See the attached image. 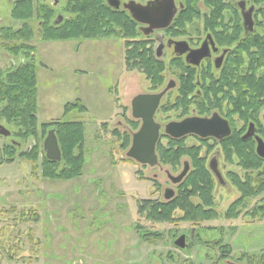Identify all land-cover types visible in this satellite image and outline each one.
Listing matches in <instances>:
<instances>
[{"label":"rangeland","instance_id":"1","mask_svg":"<svg viewBox=\"0 0 264 264\" xmlns=\"http://www.w3.org/2000/svg\"><path fill=\"white\" fill-rule=\"evenodd\" d=\"M10 4L11 0H0V28L16 26L10 18ZM31 24L39 29L36 22ZM36 37L37 34L31 43L35 46L37 66L38 150L43 149L42 124L81 121L84 162L81 175L76 178L47 179L41 175V152L33 163L17 155L12 163L2 160L3 145L20 142L16 149L19 153L31 149L35 144L32 138L21 141L11 135L0 136V264H216L219 254H211L209 250H205L209 255L198 249L184 253L170 242L149 245L140 241L139 233L144 228L148 232H165L166 239L175 231V224L151 223L144 215H137V206L144 199L163 200L164 188L175 187L167 178V171L178 174L172 169L187 154L176 153L179 160L174 165L158 155L159 164L152 167L141 166L126 156L128 148L123 149L121 143L122 134L131 127L130 99L149 88L144 74L127 70L122 41L115 38L43 41ZM11 60L10 55L2 52L4 68ZM159 68L158 72L163 71V64ZM77 102L86 111L75 108L64 114L67 103ZM0 124L14 130L2 120ZM165 144L162 142L160 149L173 148ZM204 150H198V156L207 159L211 154ZM225 162L221 159V164ZM225 164L226 169L241 173L235 164ZM33 165L38 168L34 172ZM223 178L229 184L225 174ZM221 194L224 195L217 199L227 204L239 193L229 184ZM257 199L248 200L249 206L256 204ZM21 210L30 216L36 212L37 216L21 217ZM177 225V232H188L191 226ZM261 229L257 226L237 236L235 241L245 243L247 256L263 253ZM239 253L234 247L230 260L237 261ZM218 261L221 264V258Z\"/></svg>","mask_w":264,"mask_h":264},{"label":"trees","instance_id":"2","mask_svg":"<svg viewBox=\"0 0 264 264\" xmlns=\"http://www.w3.org/2000/svg\"><path fill=\"white\" fill-rule=\"evenodd\" d=\"M249 2L255 7V27L247 38L242 37L239 40L235 38L234 42L229 44L230 51L223 67L224 85L220 93L214 92L213 98L220 103L217 112L233 121L234 126L237 123L245 126L249 121H253L258 124V132L264 138V115H261L264 110V0H249ZM209 5L217 7L219 22L227 20L226 17L222 18L223 11L228 12L230 16L232 14L230 10L234 9L232 5L227 8L222 3ZM10 6V18L16 26L0 28V120L14 128L10 130L11 136L21 141L32 138L35 144L31 149L19 153L16 149L20 142L5 144L2 147L4 155L2 160L12 163L17 155L33 163L41 152L40 170L43 177L62 181L76 178L81 175L84 162V124L81 121H52L41 125L43 139L49 129L55 130L61 151L60 161H50L45 157L43 149L38 150L37 66L35 46L31 43L35 34L38 35L37 39L43 41L124 38L126 39L124 63L127 70H136L146 78H153V81L157 78L154 75L160 69L159 63L150 58V50L146 46H141L134 40L130 41L129 38L134 39V34L131 32L134 28H130L131 23L134 22L124 13L115 12L107 7L105 0H64L59 11L40 0H11ZM57 12L62 13L64 19L60 24L55 25ZM31 22H36L39 29H35ZM2 52L12 58L7 68L1 65ZM75 108L80 112L86 111V108L78 102L67 103L64 106V114ZM243 143L250 144L249 149L243 146L236 157L231 155L229 146L225 148V161L229 164L236 163L241 169L240 174L235 172L226 176L239 193L236 203L258 198L257 203L251 207V213L263 220L264 160L256 154L253 140ZM129 144V141L124 139L121 146L126 149ZM246 149L249 153H245ZM157 151L160 158L166 162H173V165L178 163L179 155H176V150L173 148L168 150L158 148ZM202 168L203 172L198 174L192 172L186 177L182 191L191 194L199 189L204 195L208 194V198H212L209 192L211 184L215 181L204 165ZM36 169L37 166L33 165V172ZM198 184L203 186L197 187ZM189 194L176 197L165 204L140 201L137 207L138 214L144 215L148 222L162 223L171 216L176 205H182L183 209L187 207V202L179 200L181 198L187 200ZM2 212L6 213V211ZM19 214L21 217L37 216L36 212L30 216L24 214L23 210ZM137 229L139 231L140 228L137 226ZM142 231L148 230L144 228ZM159 235L156 233L152 236L147 235L149 237L146 240L155 243L157 241L155 237ZM248 258L247 264H264V251Z\"/></svg>","mask_w":264,"mask_h":264},{"label":"flooded vegetation","instance_id":"3","mask_svg":"<svg viewBox=\"0 0 264 264\" xmlns=\"http://www.w3.org/2000/svg\"><path fill=\"white\" fill-rule=\"evenodd\" d=\"M40 1L52 5L58 11L62 8L60 7V3L64 2V0ZM55 1H57L56 5H54ZM239 1H244L245 10L253 6L249 0H111L113 4L118 5V8H114L108 4V0H105L107 7L115 12L124 13L134 22L131 23L130 27L134 28L133 31L130 30L134 34V39L129 38L130 41L134 40L139 42L141 46H146L150 50V58L159 64H163L164 67L163 71H157L154 75V77H157V80H154L155 83L153 78H146L144 76L149 89L137 93L130 99L131 127H129L128 133L122 134V140L125 139L131 144L133 134L142 125V118L132 116L131 108L134 98L138 95H151L163 92L153 115L154 122L160 125L155 146L157 157V149L160 148L162 142H165L176 150L175 153L179 154L180 151H184L187 154V158L180 160L172 169V172L177 173L179 171L180 173L184 166L187 165L189 167L187 174L191 171L198 174L204 171L202 168L204 165L216 179V183L211 184V191L209 192L212 199H208V194L205 196L199 189H196L191 194L182 191L183 184H173L168 176L173 174L167 171V178L175 187L164 188L162 193L163 200H158V202L157 200H144L165 204L176 197L189 194L187 200H183L184 198L179 200L187 202V207L183 209L182 205H176L171 216L162 223L175 224L173 227L176 228H178L177 224L179 223H190L191 226L188 232H177L176 228H174L175 231L171 234L169 233L167 239L165 232H156V234L160 235L155 238H157L158 243H162L163 245L170 242L174 248L184 253H190L195 249H198V252L203 251L206 255L217 253L219 257L216 264H219L218 260L220 258L221 264H247L248 251L245 243L240 244V242L235 241L237 240V236L243 231L250 232L252 228H257V226L263 228L261 230L263 231L262 235H264V224H261L263 221L257 215L251 213L252 206H249L248 201H238L236 203L237 198H235L229 203L223 204L220 198L217 199V196L224 195L221 193L227 191L229 184L237 191L233 184L230 182L228 184L223 178L224 174L231 175L235 173L226 169V162L221 164V159L224 160L225 148L229 146L231 155L236 157L243 146L249 149L250 144L244 145L243 142L246 143L253 140L255 142L254 147H256L255 135L264 141L263 136L258 132L259 126L257 123L249 121L245 126H234L233 121L217 112L220 103L213 98L214 92L220 93L224 85L223 67L230 51L229 44H232L235 38L238 40L242 37L247 38L253 31H250L243 23L241 10L236 4ZM148 3H157L161 8H167L170 4L173 5L172 10L174 13L171 22L165 25L161 21L162 19L155 22L156 16L149 17L150 23H143L134 19L130 7H134L135 5L145 6ZM211 3H222L227 8H230V5H232L234 9H229L232 13L230 16L228 12L223 11L222 18L226 17L227 20L219 22L217 7H211L209 5ZM254 14L255 7L252 14L253 20ZM58 15H62V21L64 19L63 14L57 12L54 19L55 25L62 22L55 23L58 20ZM254 27L255 21L253 29ZM115 39L122 41L123 49L125 50L124 42L126 39L121 37ZM204 44L207 45L205 52L208 55L197 61V63L190 62L189 55L193 51L200 49ZM160 83L163 84L162 88L157 89L160 87ZM213 113H217L228 122L231 130L230 135L219 139L214 136L202 137L194 133L175 136L165 132V127L169 123L181 122L190 118H209ZM250 123H253L255 133L253 136L243 138ZM189 142L193 143L189 144ZM202 149H205V152H210L211 155L207 159L204 156H198L199 151L201 152ZM247 149L245 153L248 152ZM202 159L204 160L202 161ZM211 161H214L216 164V169L222 176L221 181H218L214 172L210 169ZM157 164H159V157ZM140 165L147 167V165ZM196 186L200 187L203 185L198 184ZM168 189H171L173 192V196L170 199L165 198V194H168ZM230 192L231 190L228 191V196L231 195ZM206 222H211V225L205 226ZM139 234L141 242L153 245V242H148L146 239L152 236L154 232L142 231ZM182 235L184 236V241L181 242L183 247L176 244V241ZM248 240L250 239L248 238ZM234 247H237L240 251L239 256L236 258L237 261L230 260ZM205 250H209V253H205Z\"/></svg>","mask_w":264,"mask_h":264},{"label":"water","instance_id":"4","mask_svg":"<svg viewBox=\"0 0 264 264\" xmlns=\"http://www.w3.org/2000/svg\"><path fill=\"white\" fill-rule=\"evenodd\" d=\"M46 1V0H42ZM58 1V0H57ZM57 1L54 2V5L57 4ZM108 4L114 8H118L117 4H113L111 0H108ZM241 10L243 23L250 31L253 30L254 20L252 17L254 7L251 6L249 9L245 10L244 1H239L236 3ZM173 5L169 7L161 8L157 3H148L145 6L135 5L130 7L131 14L134 19L143 23H150L151 20L149 17L156 16L155 22H158L159 19L165 24L171 22L173 17ZM62 15H58V20L55 21L56 24L62 21ZM164 18V19H163ZM207 45L204 44L197 51H193L190 56V62L197 63L202 58L208 55L205 50ZM221 60V58H220ZM163 92L157 94H143L138 95L134 98L132 102V116L135 118H142V125L140 129L133 134L132 142L130 147L126 152V156L135 160L136 162L147 165L155 166L158 163V157L155 152V146L159 135L160 125L155 123L153 120L154 112L158 106ZM165 132L175 135L182 136L185 134H198L202 137L214 136L216 138H223L230 135L231 130L228 122L221 118L217 113H213L209 118H190L181 122H172L166 125ZM255 133L253 123H250L247 129V132L244 134L243 138L253 136ZM11 135V132L0 124V136L8 137ZM256 154L264 159V141L257 135H255ZM43 151L45 157L50 161H60L61 160V151L57 141V137L54 129H49L47 135L43 141ZM210 169L214 172L218 181L222 180V176L218 173L216 169V164L214 161L210 162ZM189 171L187 165L184 166L183 170L178 175H168L173 184L180 183ZM173 196L171 189H168V194H165L166 199H170ZM184 241V236H180L176 241L178 246H182L181 242Z\"/></svg>","mask_w":264,"mask_h":264}]
</instances>
